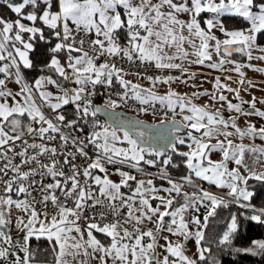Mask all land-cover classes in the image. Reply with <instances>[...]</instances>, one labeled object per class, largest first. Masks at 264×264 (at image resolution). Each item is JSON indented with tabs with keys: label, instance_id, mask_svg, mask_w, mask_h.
I'll list each match as a JSON object with an SVG mask.
<instances>
[{
	"label": "snow or ice",
	"instance_id": "obj_1",
	"mask_svg": "<svg viewBox=\"0 0 264 264\" xmlns=\"http://www.w3.org/2000/svg\"><path fill=\"white\" fill-rule=\"evenodd\" d=\"M0 5L16 17L0 15V264H219L205 245V230L228 201L197 179L227 188L234 200L245 202L241 207L253 209L248 219L264 224V207L248 203L255 195L249 180L264 185V143H255L264 142V126L237 122L242 116L264 119L256 98L244 100L220 77L215 92L181 95L171 87L196 79L192 65L234 71L239 84L254 87L242 69L264 68L232 57L264 61V0H0ZM228 19L246 27L229 28ZM40 43L44 50L37 54ZM122 63L180 75H147L151 87L145 88L125 78ZM30 72L39 75L30 80ZM158 84L168 85L165 94L155 91ZM116 85L120 91L113 98L107 90ZM99 88L107 98L97 105ZM201 96L220 108L197 104ZM130 100L139 104L138 113L155 114L159 104L173 119L149 124L116 111ZM177 109L180 122L174 119ZM222 109L230 113L227 118ZM181 128L185 135L178 134ZM214 152L221 159L213 160ZM174 155L187 169L178 180L169 172L180 167ZM109 166L119 181L111 179ZM138 174L147 178L137 179ZM237 230L232 215L217 244L231 245ZM193 239L197 251L189 256L185 243ZM244 251L264 256V240Z\"/></svg>",
	"mask_w": 264,
	"mask_h": 264
},
{
	"label": "crops",
	"instance_id": "obj_2",
	"mask_svg": "<svg viewBox=\"0 0 264 264\" xmlns=\"http://www.w3.org/2000/svg\"><path fill=\"white\" fill-rule=\"evenodd\" d=\"M215 34L218 37L223 38L221 33L216 32ZM262 46H264V45H262ZM255 54L259 55L260 53H255ZM213 59L216 60L218 58L214 56ZM232 59L238 63H243V64L251 63L252 65L256 66V68H264V61L253 59L252 61L249 62L246 57H244L243 55L238 54V53H234ZM224 67L226 69H231L233 67V65L232 64H226ZM190 71L197 73V77L195 80L189 81V83L187 85L181 84V83H173L171 85V87L173 89H175L181 95H183L184 93H188L190 95L192 92L204 91V90H207L209 92H215L216 91L214 88L215 78L220 77L222 83L229 84L230 87L239 89L240 95L244 98V100L251 101L253 96H254L257 100V105H256L257 108H259L260 110H264V104L260 103V101H264V72L254 70L253 68L244 67L242 69V71L245 72V80L246 81L250 80L252 82V85H254V87H249L247 83H245L244 85H241L238 83L240 77H239V74L235 73L234 71H223L220 69H212V68L207 67V65H204V66L192 65L190 68ZM228 76H231V80L226 79V77H228ZM131 77H133V79H131ZM125 78L132 80L134 83L138 82L141 85H143L145 88L151 87V82L146 79V76H140V78L138 79L136 75L128 73V75ZM191 84H195L196 87L195 88L191 87ZM11 86L13 88H15V85H11ZM167 90H168V85H163V84H158L156 86V89H155V91H157V93L160 95L165 94L167 92ZM216 94L219 95V93H216ZM224 94L233 103L238 102L235 98V93L225 91ZM195 102L197 104H201V105L209 104L213 108H220V104L213 102L210 99V97H208V96H201L198 99H196ZM243 107L246 110L249 109L248 104H244ZM222 111L224 112L225 118H227L230 115V113L228 111L223 110V109H222ZM174 119L181 121L182 115L178 114ZM246 121H251V122L255 123L257 125V127L264 126V119H261L257 116H254V115L253 116H247V117L242 116V117H240V119L237 122L241 127H244V126H246ZM234 139H236V142H239L238 138H234ZM244 142L245 143H251V141H249L247 139ZM213 143H215V140H213ZM255 143L259 145V144L264 143V142L257 139L255 141ZM211 158L213 160H219V159H221V155L218 152H214L212 154ZM234 166H235L234 164H229L230 168L234 167ZM241 172L242 173L244 172L243 168H241ZM196 183L202 185V187L204 189L212 192L213 194H215L218 197H221L225 200H228L231 202H236L239 204L245 203L243 200H240L239 202H237L231 196H229L228 195L229 190L227 188L220 189V188L216 187L215 185H210L208 182H203V181H200L199 179L196 180ZM186 190L191 192L194 189H192L191 187H188V188H186ZM205 214H206L205 208L201 207L200 212L198 213V215L201 217V220H203V216ZM14 215H15V213H14ZM232 215H233V213L231 212L227 221H226V225L222 228L218 237L216 238V241H215L216 244H217L219 237L226 230L227 225L230 222ZM13 235L14 236L17 235L15 231H13ZM185 248H186L187 254L189 256H193L197 251V246L195 244L194 239L188 240L185 243Z\"/></svg>",
	"mask_w": 264,
	"mask_h": 264
},
{
	"label": "trees",
	"instance_id": "obj_3",
	"mask_svg": "<svg viewBox=\"0 0 264 264\" xmlns=\"http://www.w3.org/2000/svg\"><path fill=\"white\" fill-rule=\"evenodd\" d=\"M0 15L5 18L15 19V15L7 9L6 6L0 5ZM226 26L229 28H243L246 27L245 23L240 20L228 19L225 21ZM260 43L264 45V37L260 38ZM44 46L42 43L38 45V52H42ZM37 54H33L34 62H36ZM43 63V61H41ZM28 78L31 80L33 77L39 75L38 72L27 73ZM118 86V85H117ZM119 88V86H118ZM120 89V88H119ZM101 104V103H100ZM66 111L71 115L72 107L67 106ZM100 117V116H99ZM102 118V117H100ZM101 121H104L103 118ZM186 130L179 132V135H185ZM181 150L187 151L186 146H180ZM183 158L174 155L173 162L179 164L180 167H169L170 175L173 179L178 180L180 177L187 174V169L182 163ZM142 163V162H141ZM147 172L155 173L157 168L151 166H145ZM158 184L163 183L157 181ZM248 190L255 193L252 199L248 202L255 209L259 210L264 207V185L257 181L249 180ZM228 201V200H226ZM241 204L228 201L227 207L217 208V212L214 217L210 218L208 228L205 230V245L212 248V256L219 261V264H264V256L252 255L247 253L244 249L253 246V241L264 240V224H259L255 221L248 219L251 215L255 214L252 208H243ZM237 218L238 230L232 239L231 245L219 246L216 244V238L218 237L222 228L226 225V221L230 213ZM42 247H47L46 243L41 244ZM33 247H37L36 243H33ZM209 264L211 262L209 261Z\"/></svg>",
	"mask_w": 264,
	"mask_h": 264
},
{
	"label": "built area",
	"instance_id": "obj_4",
	"mask_svg": "<svg viewBox=\"0 0 264 264\" xmlns=\"http://www.w3.org/2000/svg\"><path fill=\"white\" fill-rule=\"evenodd\" d=\"M118 66H122L125 71L127 73H131L133 75H136L137 72H140L141 73V76H147V75H160V74H163V75H174V76H179L180 73L178 71H171V72H168V71H164L163 73L155 70V69H147V71H145V69L143 68V66H140V65H129L128 63H122ZM105 89L103 88H99L98 89V95L96 97H94V103L95 104H103L105 99L107 98L106 95H103V93H105ZM107 91H111L113 93V98H115V92H118L120 91V89L118 88V86L116 85L113 89H109ZM139 107V104L134 102V101H129L128 102V106H122L120 107L121 110H124L126 112H129L130 114H137L138 112L136 111V109ZM157 111L155 114H153L151 112V110L148 112L150 113L151 115L155 116V117H163L167 120H171L173 119V113L171 111H168V110H161L160 109V106L159 104H157ZM165 111H167V115H165ZM180 114L179 113V110L177 109V113L175 114V117ZM174 117V118H175ZM100 120H102V118L99 117Z\"/></svg>",
	"mask_w": 264,
	"mask_h": 264
},
{
	"label": "rangeland",
	"instance_id": "obj_5",
	"mask_svg": "<svg viewBox=\"0 0 264 264\" xmlns=\"http://www.w3.org/2000/svg\"><path fill=\"white\" fill-rule=\"evenodd\" d=\"M131 79H133V77H131ZM117 110H120V108H118ZM136 117H138L139 119H143L147 122H150V123H158L159 121L161 120H167L163 117H155L153 115H151L150 113H137L135 114ZM124 146H127L126 144ZM124 170H129L127 168V166H124ZM133 173L135 174L134 170H132ZM109 173L111 174V179L115 180V181H119V176L118 175H115L113 174L114 173V167L112 166H109ZM141 178H147L145 177L143 174H138L137 175V179H141Z\"/></svg>",
	"mask_w": 264,
	"mask_h": 264
},
{
	"label": "water",
	"instance_id": "obj_6",
	"mask_svg": "<svg viewBox=\"0 0 264 264\" xmlns=\"http://www.w3.org/2000/svg\"><path fill=\"white\" fill-rule=\"evenodd\" d=\"M97 105H99V104H97ZM117 112H121V113H124L126 116H128V117H133V118H138V117H136L135 115H133V114H130V113H128V112H126V111H124V110H116ZM99 116L100 117H102L103 118V120H105L106 119V117L103 115V114H99ZM139 119V118H138ZM140 120H143V119H140ZM177 122H180L179 120H177V119H175ZM145 121V120H144ZM165 121H171V120H165ZM147 122V121H146ZM147 123H149V124H151L150 122H147ZM159 123V122H158ZM183 131H185V129H183V128H181V130H180V132H183Z\"/></svg>",
	"mask_w": 264,
	"mask_h": 264
},
{
	"label": "clouds",
	"instance_id": "obj_7",
	"mask_svg": "<svg viewBox=\"0 0 264 264\" xmlns=\"http://www.w3.org/2000/svg\"><path fill=\"white\" fill-rule=\"evenodd\" d=\"M172 120V119H171Z\"/></svg>",
	"mask_w": 264,
	"mask_h": 264
},
{
	"label": "flooded vegetation",
	"instance_id": "obj_8",
	"mask_svg": "<svg viewBox=\"0 0 264 264\" xmlns=\"http://www.w3.org/2000/svg\"><path fill=\"white\" fill-rule=\"evenodd\" d=\"M129 113V112H128Z\"/></svg>",
	"mask_w": 264,
	"mask_h": 264
}]
</instances>
